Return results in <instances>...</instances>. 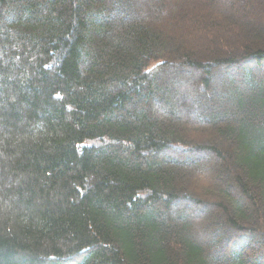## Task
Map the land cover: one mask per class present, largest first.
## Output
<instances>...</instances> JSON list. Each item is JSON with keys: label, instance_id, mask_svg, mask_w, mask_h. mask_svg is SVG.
Instances as JSON below:
<instances>
[{"label": "trees", "instance_id": "1", "mask_svg": "<svg viewBox=\"0 0 264 264\" xmlns=\"http://www.w3.org/2000/svg\"><path fill=\"white\" fill-rule=\"evenodd\" d=\"M0 264H264V0H0Z\"/></svg>", "mask_w": 264, "mask_h": 264}, {"label": "rangeland", "instance_id": "2", "mask_svg": "<svg viewBox=\"0 0 264 264\" xmlns=\"http://www.w3.org/2000/svg\"><path fill=\"white\" fill-rule=\"evenodd\" d=\"M192 90H193V93H195L196 89H192ZM200 90L202 91V89H200ZM194 95H195V94H194ZM205 96L207 97V94H205ZM189 97H190L191 100H192V98H193L194 100H196L195 97L192 96V94H191Z\"/></svg>", "mask_w": 264, "mask_h": 264}, {"label": "bare ground", "instance_id": "3", "mask_svg": "<svg viewBox=\"0 0 264 264\" xmlns=\"http://www.w3.org/2000/svg\"><path fill=\"white\" fill-rule=\"evenodd\" d=\"M259 19V18H258ZM259 21V20H258Z\"/></svg>", "mask_w": 264, "mask_h": 264}]
</instances>
